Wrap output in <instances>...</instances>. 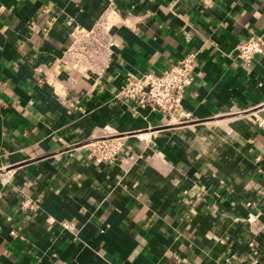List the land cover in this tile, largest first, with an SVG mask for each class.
Instances as JSON below:
<instances>
[{"label": "crops", "instance_id": "1", "mask_svg": "<svg viewBox=\"0 0 264 264\" xmlns=\"http://www.w3.org/2000/svg\"><path fill=\"white\" fill-rule=\"evenodd\" d=\"M99 26L81 65L75 33ZM253 35L264 0H0V264H264V55H238ZM191 53L178 121L117 98ZM109 135L124 147L98 165Z\"/></svg>", "mask_w": 264, "mask_h": 264}, {"label": "built area", "instance_id": "2", "mask_svg": "<svg viewBox=\"0 0 264 264\" xmlns=\"http://www.w3.org/2000/svg\"><path fill=\"white\" fill-rule=\"evenodd\" d=\"M99 26L95 30L78 29L76 36V58L79 63H90L99 57L106 47V37ZM238 55L250 63L255 56L264 55V37L253 35L238 46ZM80 57L82 59H80ZM80 64V63H79ZM197 55L191 53L161 74L150 71L142 77L130 76L117 93V98L131 105L134 114L150 109L165 118L178 121L181 117L185 93L196 77ZM264 127V121H258ZM124 147L121 137L109 135L89 144V159L98 165L111 164L117 160ZM66 228H70L66 225ZM15 234L14 232L12 233ZM253 264H258L254 260Z\"/></svg>", "mask_w": 264, "mask_h": 264}, {"label": "rangeland", "instance_id": "3", "mask_svg": "<svg viewBox=\"0 0 264 264\" xmlns=\"http://www.w3.org/2000/svg\"><path fill=\"white\" fill-rule=\"evenodd\" d=\"M13 169L14 168H5L2 171H0V178L2 179L3 177L7 176V174Z\"/></svg>", "mask_w": 264, "mask_h": 264}]
</instances>
